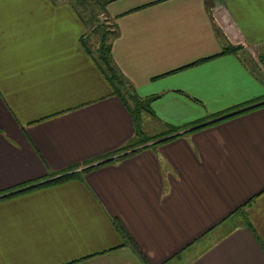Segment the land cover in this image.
Segmentation results:
<instances>
[{
  "label": "crops",
  "instance_id": "0c3cea01",
  "mask_svg": "<svg viewBox=\"0 0 264 264\" xmlns=\"http://www.w3.org/2000/svg\"><path fill=\"white\" fill-rule=\"evenodd\" d=\"M85 10L0 0V195L81 175L0 198V264H264V0L108 1L143 133L185 126L138 145Z\"/></svg>",
  "mask_w": 264,
  "mask_h": 264
},
{
  "label": "trees",
  "instance_id": "16d2710c",
  "mask_svg": "<svg viewBox=\"0 0 264 264\" xmlns=\"http://www.w3.org/2000/svg\"><path fill=\"white\" fill-rule=\"evenodd\" d=\"M82 3H84L85 0H79ZM109 0H106L104 2L103 5V9L105 8V5L108 3ZM105 11V9H104ZM110 46L111 43L106 41L105 35L101 34L100 39H99V44L96 48V55H92L93 60L95 61V63L98 65V67L101 68V71L103 73V75L105 76V78L108 80V82L111 84V86L113 87L114 92H117L118 95L120 96V98L122 99L125 107L127 108L128 112L130 113V116L132 118V122L134 125V134L136 136V140L135 143L136 145L138 144H144L147 143L149 141H154L160 137H165L169 134H173L176 133L177 131L184 129L185 126H167L168 129L160 134H156L153 136H148L145 135L141 129V124H142V114L143 113H152V110L150 108V102L153 101V99H155L157 97V95H153L150 97H146V98H140L137 94H135L132 91V86L129 84V82H127L118 72L116 69V66L113 63V60L111 58V53H110ZM84 47L86 48L87 52L89 54H91L90 52V48L87 46L86 43H84ZM238 47L240 46H229V47H225L223 50V53L225 52H235ZM123 90V91H122ZM128 94V98L133 101L132 104L128 103V101L126 100V98L124 97V94ZM141 137V138H139ZM171 137H167L164 138V140L172 138ZM127 149V147L122 148L121 150H119L118 152H121L123 150ZM127 153V152H126ZM125 153V154H126ZM122 154L118 155L117 157L121 156ZM112 160V159H111ZM88 168V167H87ZM85 168V169H87ZM48 176L50 177V179L42 182V183H37L34 185L29 186L28 188H24L21 190H18L17 192H21L24 190H28L31 188H36V187H40V186H44V185H49V184H53V183H58V182H63L66 181L68 179H75V178H80L81 175L78 174L76 171L73 170L72 168H69L68 170H66L65 172L61 173V174H56V173H48ZM17 192H12V193H6V194H1L0 198H4V197H8L11 196ZM233 214H237L238 216H240V219L242 220V224L244 226H248L251 228V224L249 222V220L247 219V216L243 210V207L241 208H237L234 212H232ZM252 229V228H251Z\"/></svg>",
  "mask_w": 264,
  "mask_h": 264
},
{
  "label": "rangeland",
  "instance_id": "374dc122",
  "mask_svg": "<svg viewBox=\"0 0 264 264\" xmlns=\"http://www.w3.org/2000/svg\"><path fill=\"white\" fill-rule=\"evenodd\" d=\"M73 1V0H72ZM106 0H85L84 3L86 5L85 15L87 19L90 16H93V22H88L87 24V44L90 46L91 49H96L99 44V39L101 34L105 35L106 41L109 42L110 39L113 37V26L112 20L107 16V13L103 9L104 2ZM78 9H81L78 7ZM80 32L84 33V30H80ZM123 91V90H122ZM124 94V97L128 101V103L132 104L128 98V94ZM217 228V227H216ZM214 229V231L216 230ZM213 231V230H212Z\"/></svg>",
  "mask_w": 264,
  "mask_h": 264
},
{
  "label": "built area",
  "instance_id": "2783aa9c",
  "mask_svg": "<svg viewBox=\"0 0 264 264\" xmlns=\"http://www.w3.org/2000/svg\"><path fill=\"white\" fill-rule=\"evenodd\" d=\"M80 169V168H79Z\"/></svg>",
  "mask_w": 264,
  "mask_h": 264
}]
</instances>
